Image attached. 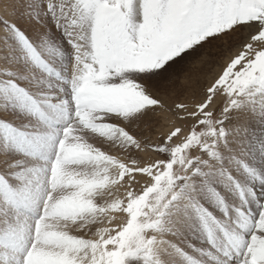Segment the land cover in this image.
Here are the masks:
<instances>
[{
    "label": "snow or ice",
    "instance_id": "6c2138e0",
    "mask_svg": "<svg viewBox=\"0 0 264 264\" xmlns=\"http://www.w3.org/2000/svg\"><path fill=\"white\" fill-rule=\"evenodd\" d=\"M0 264H264V0H0Z\"/></svg>",
    "mask_w": 264,
    "mask_h": 264
},
{
    "label": "rangeland",
    "instance_id": "374dc122",
    "mask_svg": "<svg viewBox=\"0 0 264 264\" xmlns=\"http://www.w3.org/2000/svg\"><path fill=\"white\" fill-rule=\"evenodd\" d=\"M188 57H185L187 60ZM199 67V60L192 61L191 64H185L184 61H178L176 65H173V68L176 70V76L179 78H183L186 74H191L193 70ZM214 73L216 71L215 68L211 69Z\"/></svg>",
    "mask_w": 264,
    "mask_h": 264
}]
</instances>
